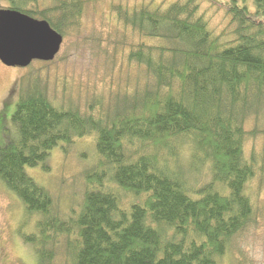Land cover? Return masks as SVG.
I'll use <instances>...</instances> for the list:
<instances>
[{"label":"trees","instance_id":"1","mask_svg":"<svg viewBox=\"0 0 264 264\" xmlns=\"http://www.w3.org/2000/svg\"><path fill=\"white\" fill-rule=\"evenodd\" d=\"M0 2L1 11L45 21L63 38L86 1ZM211 10L229 19L219 34L210 29ZM112 11L142 40L127 56L145 69L140 93L107 112L94 105L82 112L53 104L47 84L28 75L17 87L11 129L2 126L9 93L1 102L0 184L23 207L17 233L37 264H220L254 219L249 183L264 177V157L244 155L245 143L263 134L246 124L264 121V0H254L253 11L237 0ZM86 137L98 165L86 174L78 211L61 218L26 169L46 171L55 148ZM181 146L189 148L185 166ZM203 170L208 180L199 184Z\"/></svg>","mask_w":264,"mask_h":264},{"label":"rangeland","instance_id":"2","mask_svg":"<svg viewBox=\"0 0 264 264\" xmlns=\"http://www.w3.org/2000/svg\"><path fill=\"white\" fill-rule=\"evenodd\" d=\"M84 1L86 2L76 26L66 27L60 51L53 61H35L27 68L5 69L0 66V105L8 93L10 95L2 126L11 129L8 119L17 103L19 92L17 87L22 78L28 75L39 76L47 84L53 104L76 107L82 112L90 105H94L97 111L101 112L103 108L107 112L118 103V99L130 97L134 92L140 93L143 85H147L148 78L144 67L127 61L131 46L142 40L131 29L123 27L116 20L112 7L117 5L129 8L142 5L156 7L159 4L166 7L176 0ZM253 1L237 0V3L253 11ZM5 4L0 2V11L5 8ZM207 6L204 4L203 10ZM208 18L210 29L216 34L226 27L229 20L221 10L217 12L211 10ZM145 42L153 43L149 40ZM254 128L263 134L245 143L246 158L251 153L264 157V121L260 120L257 126H254L253 119L248 121L247 131ZM63 147L59 145L50 153L45 164L46 171L40 168L26 169V173L50 191L58 215L66 218L71 212H77L82 204L87 183L86 174L97 167L99 159L94 151L92 137L76 140L64 150ZM178 154L179 160L185 166L189 159V148L179 147ZM188 176L193 182L194 176ZM195 180L199 184L205 183L208 180L206 172L203 170L201 176ZM246 192L250 194L255 206L254 219L232 239L220 264H264V177L251 181ZM125 201L129 202V199L125 197ZM0 206L8 209L3 215L0 214V221L15 223L12 227L20 225L24 210L19 202L16 200L9 202L0 198ZM9 213L11 218L8 220ZM31 229L32 225L28 230ZM14 239L15 246L11 247V255L19 260L16 264H37L33 247L25 244L20 237L15 241Z\"/></svg>","mask_w":264,"mask_h":264},{"label":"water","instance_id":"3","mask_svg":"<svg viewBox=\"0 0 264 264\" xmlns=\"http://www.w3.org/2000/svg\"><path fill=\"white\" fill-rule=\"evenodd\" d=\"M62 43V36L47 22L0 11V61L8 68H27L35 61L51 62Z\"/></svg>","mask_w":264,"mask_h":264},{"label":"flooded vegetation","instance_id":"4","mask_svg":"<svg viewBox=\"0 0 264 264\" xmlns=\"http://www.w3.org/2000/svg\"><path fill=\"white\" fill-rule=\"evenodd\" d=\"M0 66H3V68L5 69L8 68L1 61H0ZM1 117L2 115L0 109V121H1ZM0 198L7 200L9 202L15 200L14 197H12V195L1 184H0ZM8 205H9L8 207L10 208L9 203ZM7 210H8L7 208L0 206L1 215H3ZM10 216L11 213L8 214V220ZM14 225L15 223H10V221H3V220L0 221V264H16L18 260L11 255V247L12 245L15 246V243L13 242V238H15L14 239L15 241L16 238L19 237L16 227H12Z\"/></svg>","mask_w":264,"mask_h":264}]
</instances>
